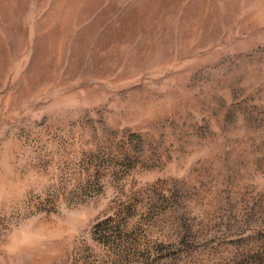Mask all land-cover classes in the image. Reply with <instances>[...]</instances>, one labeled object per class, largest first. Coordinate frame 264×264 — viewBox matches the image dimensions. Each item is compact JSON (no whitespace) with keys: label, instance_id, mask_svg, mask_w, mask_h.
Masks as SVG:
<instances>
[{"label":"rangeland","instance_id":"rangeland-1","mask_svg":"<svg viewBox=\"0 0 264 264\" xmlns=\"http://www.w3.org/2000/svg\"><path fill=\"white\" fill-rule=\"evenodd\" d=\"M0 264H264V0H0Z\"/></svg>","mask_w":264,"mask_h":264}]
</instances>
